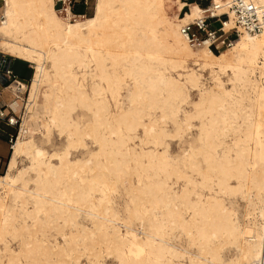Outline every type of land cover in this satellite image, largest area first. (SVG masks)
Returning a JSON list of instances; mask_svg holds the SVG:
<instances>
[{
	"label": "bare ground",
	"instance_id": "bare-ground-1",
	"mask_svg": "<svg viewBox=\"0 0 264 264\" xmlns=\"http://www.w3.org/2000/svg\"><path fill=\"white\" fill-rule=\"evenodd\" d=\"M2 1L0 54L34 71L22 126L0 175V264H35L39 249L37 264H68L62 257L79 246L96 260L112 255L117 264H260L264 30L215 54L181 37L178 13L186 5L180 0L172 17L165 13L171 0H95L93 14L75 24L60 19L54 0ZM249 1L264 8V0ZM189 9L184 21L198 16L196 4ZM201 71L213 85L192 102L188 91L201 87ZM78 108L87 113L86 124L77 119L85 114L73 117ZM193 126L194 143L169 155L164 138L178 139ZM34 132L44 144L55 132L63 145L49 152ZM80 149L89 151L72 157ZM23 160L28 163L20 167ZM128 166L136 174L127 197L136 198L130 215L137 226L112 210L106 195L105 180ZM94 170L84 184L82 173ZM50 223L62 244L47 235L24 240ZM67 224L73 234L64 232ZM10 239L18 240V250ZM229 249L233 258L224 255Z\"/></svg>",
	"mask_w": 264,
	"mask_h": 264
},
{
	"label": "rangeland",
	"instance_id": "rangeland-1",
	"mask_svg": "<svg viewBox=\"0 0 264 264\" xmlns=\"http://www.w3.org/2000/svg\"><path fill=\"white\" fill-rule=\"evenodd\" d=\"M185 1L186 2H190V1H193V0H185ZM201 1H202V3L206 2V0H201ZM94 5H95V0H87V6H86V9H85V15L87 17H89V16H91L93 14ZM78 9H81V7H78ZM176 9H177L176 8V3L174 2V0L167 1L165 3V10H166L165 13H166V15L168 14V17H170V16L172 17L174 15V13H176ZM1 12H2V9H1ZM82 21H83V19H80V21H78L76 23H79V22H82ZM63 22H65V21H63ZM65 23H67V22H65ZM68 24H71V23H68ZM72 24H75V23H72ZM225 50H227V49H225ZM3 55L7 56L5 54H3ZM189 63L190 62H188V67L189 68H193L194 70L197 69V67H194L191 63L190 64ZM12 69H13L14 72L18 73L20 75V77H21L20 78L16 74L18 76L19 80L21 81L20 82L21 83L20 84L21 85L20 92L22 94L18 95L17 92H16V88L14 86H12L11 88H12L13 92H15V96L18 99H15L14 95L9 90H4L2 95H1V97H0V101L4 102L6 104H9L12 108H14L15 112L17 114L19 113L20 117H22V115L25 112L27 99H28V95H29V87H30V84H31V78H32V74H33V71H34L33 70V65L25 62L24 63V67H23L19 62H15L14 61L12 63ZM199 73L201 74V79H200L201 87L199 89H189V91H188L189 95H190V100L192 102H197L198 101V98H199V94L198 93H200L204 88L213 85V83H210L211 80H210V78H209V76H208V74L206 72L201 71ZM171 75H173V77L176 76V74L174 72H172ZM82 83H83V87H85L84 90H88L89 86L91 85V78L89 76H88V78L87 77L84 78ZM22 85H23V87H22ZM225 87H226V89H230L231 88V86L229 84H225ZM121 93L124 94V90H121ZM183 109L185 111H190L191 108H190V106L187 105V106H183ZM82 113H83V115L85 114L86 116L79 117L77 119L80 120L81 123L86 124L87 121H88V118H87L88 116H87V113L84 110L78 108L77 111L74 113L73 117H77L78 115L81 116ZM196 122H197L196 120L192 121V123L194 125H196ZM20 125L22 126V120H21V124ZM26 125L28 126L30 131H33L34 122H33V120H31L30 114L27 116ZM164 128H165L164 130H166V132L168 134H170V133L172 134V126L170 124H167ZM19 129H20V126H19V128L11 129L9 127H6L2 122H0V158L2 159V166L0 168V175L5 172L6 165H7L9 156H10V151H11L10 146H11V144H9V142H8L9 135H13V136L17 135L16 137H18ZM194 129H195V131H194ZM34 133H36V132H34ZM138 133H140V131H138ZM182 134L183 135L180 137L182 140L180 138H178V139L177 138H173V140L171 139V137H169V139L164 138V142L168 145L167 151H168L169 155L178 156V155L181 154V152L183 150H185V149L187 150L188 146L191 143H194L195 138H196V136H195L196 135V127L193 126L191 128V130H187V131H185ZM49 138H50L51 141H49L46 144H44V143H41V141L43 140V137L41 136L40 133L37 132L34 135V139H35L36 143L38 145H41L42 147L44 146L43 148L47 149L49 152H51L53 150H58V149H60L62 147V145H63L62 141L63 140L60 139V137H58L55 132H53L50 135ZM14 141H13V143H14ZM226 141L229 142L230 141V137L226 138ZM86 142H87V144H88V146L90 147L91 150L94 149V145H91V141L89 142V140H87ZM13 143H12V145H13ZM88 151H89V149H87V150L86 149H83V150L80 149L78 151H74V152H72V157H83V156H86ZM122 159L124 160V158H122ZM125 159H127V158H125ZM123 160H121V161L124 162ZM126 161L128 162L130 160L127 159ZM131 162L132 161H130L129 166H132L134 164V162H132V163ZM27 163L28 162L26 160H23L22 162L20 161L19 162V166L22 167L23 165H27ZM104 163H107V162H105V160H104ZM129 166H128V168L124 167L123 174L122 173H120L119 175L115 174V175L112 176V178L105 180V182L107 183V185L109 187V190L106 192V195H107L108 199L111 200V204L108 203V205L113 208L112 210L116 209L115 212L117 213V211H118L121 218H126V220H128V221L130 220L129 222L131 223L132 226H137V223H139V220H137V219L131 220L134 217H132L130 215V214H132L130 211H132V209L134 208V205H136V201H135L136 198H134V195H128L129 198L127 197V194L132 192V189L130 188V187H132L131 183H134V185H136V174L133 172L132 168H130ZM128 170H130V171H128ZM94 172H96V170L92 171L88 175L82 173V177L85 178V181H83L84 184H86V182L89 181L90 177H92L93 174L95 175ZM124 173H126V174H124ZM195 177H197V176H195ZM107 197H105V198L107 199ZM11 205L12 204L10 203L9 206H11ZM238 210H239L238 213H237L238 214V219H239V221H242L243 220L242 219V215H243V210H244V208L242 207V204L240 205V208ZM136 220H137V222H136ZM43 225L41 227H37V229H35L36 232L34 233V235L36 234L35 235L36 237L32 234L33 237H31V235H29L24 240L35 243L36 241L40 242V240L44 239L47 236H48V238H50V240H52L53 236H54L57 239V242L62 244V240L60 238V234L59 233L57 234V229L53 228L51 223L47 224V225L45 224L44 225L45 227ZM53 226H54V224H53ZM68 226L69 225L67 224L65 226L66 228L64 227V232L66 231L65 233L69 234V231H70V234H73L74 233V229L72 227H70V226L67 229ZM38 229H40V232L38 231ZM121 230L123 231V229H121ZM41 233H43V234H41ZM122 233H124V232H122ZM2 238H0V240H3V241H0V248L1 249L3 247V243H4V240H5L4 238L3 239ZM7 240L9 241V239H7ZM17 243H18L17 239H10V245L12 246L13 250H18V247H17L18 244ZM44 244H46V243H44ZM78 249L79 250H77V251L75 250L76 252L75 251H70V253H68V256L66 255V256L62 257V260H64V262L65 261L68 262V264H74V263H76L77 260H78V262H77L78 264H95L96 262H99V264H117L116 259L112 255L106 256L105 252L102 253L101 260H99V258L96 260L93 257H91L92 250L87 251L88 250L87 248L86 249H82L81 246H79ZM40 251L41 250L39 249V251H38L39 256L34 257L36 259V260L34 259L35 264L43 261L41 259L43 256L41 255V253H39ZM233 251H234L233 249L226 250L224 252L225 257L226 258H233L234 257L233 255H235V251L234 252ZM232 253H234V254H232ZM40 255H41V258H39ZM77 256L79 258L75 259ZM56 257L57 256H55V257L51 256L50 258L56 261L58 259V257L57 258ZM37 258H38V262H36ZM72 259H73V261L74 260H76V261L74 263H72L73 262Z\"/></svg>",
	"mask_w": 264,
	"mask_h": 264
},
{
	"label": "built area",
	"instance_id": "built-area-1",
	"mask_svg": "<svg viewBox=\"0 0 264 264\" xmlns=\"http://www.w3.org/2000/svg\"><path fill=\"white\" fill-rule=\"evenodd\" d=\"M3 3L2 0H0ZM198 16L184 21L186 13H190L189 4H185L179 13V33L191 48L207 45L213 53H219L232 47L241 35H259L264 30V8L249 0H199ZM87 0H54L57 14L66 22L74 23L85 15ZM81 7V9H78ZM18 76L10 67V62L0 54V97L4 90H9L15 99L11 86L16 88L18 95L21 85ZM21 117L9 104L0 103V122L11 129L19 128ZM16 136L9 135L8 142L12 145ZM11 148V146H10ZM9 148V149H10ZM2 159L0 158V168ZM260 264H264V257Z\"/></svg>",
	"mask_w": 264,
	"mask_h": 264
},
{
	"label": "crops",
	"instance_id": "crops-1",
	"mask_svg": "<svg viewBox=\"0 0 264 264\" xmlns=\"http://www.w3.org/2000/svg\"><path fill=\"white\" fill-rule=\"evenodd\" d=\"M180 1H182V0H180ZM183 3H184V5L185 4H188L187 2H185V1H182ZM183 8V7H182ZM1 9H2V3L0 2V16H1ZM182 10V9H181ZM180 10V11H181ZM180 11H179V13H180ZM178 13V14H179ZM6 57V59L10 62V67H11V69H12V63L15 61V62H19L23 67H24V63L25 62H23V61H20V60H17V59H14V58H11V57H9V56H5ZM13 70V69H12ZM14 72V71H13ZM15 74H17L19 77H20V75L18 74V73H16V72H14ZM21 78V77H20ZM23 80V79H22ZM0 103L2 104L3 102H1L0 101Z\"/></svg>",
	"mask_w": 264,
	"mask_h": 264
},
{
	"label": "trees",
	"instance_id": "trees-1",
	"mask_svg": "<svg viewBox=\"0 0 264 264\" xmlns=\"http://www.w3.org/2000/svg\"><path fill=\"white\" fill-rule=\"evenodd\" d=\"M182 1H185V0H182ZM199 0H193V1H190V2H187L188 4H192V3H197ZM186 2V1H185Z\"/></svg>",
	"mask_w": 264,
	"mask_h": 264
}]
</instances>
